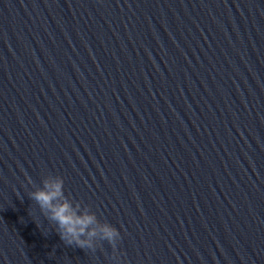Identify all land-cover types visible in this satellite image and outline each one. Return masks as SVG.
Segmentation results:
<instances>
[{
  "label": "clouds",
  "instance_id": "9594fccd",
  "mask_svg": "<svg viewBox=\"0 0 264 264\" xmlns=\"http://www.w3.org/2000/svg\"><path fill=\"white\" fill-rule=\"evenodd\" d=\"M29 198L36 202L44 217L55 224L56 232L66 245L95 251L97 242L106 241L115 252L121 239L120 231L99 220L88 206L82 207L80 202L68 197L61 176L45 177L42 186L31 191Z\"/></svg>",
  "mask_w": 264,
  "mask_h": 264
}]
</instances>
